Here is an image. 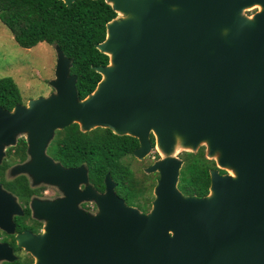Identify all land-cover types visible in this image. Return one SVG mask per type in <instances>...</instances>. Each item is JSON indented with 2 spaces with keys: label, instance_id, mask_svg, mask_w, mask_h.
<instances>
[{
  "label": "water",
  "instance_id": "95a60500",
  "mask_svg": "<svg viewBox=\"0 0 264 264\" xmlns=\"http://www.w3.org/2000/svg\"><path fill=\"white\" fill-rule=\"evenodd\" d=\"M105 1L117 17L98 46L110 61L96 68V90L79 99L72 60L56 46L54 92L0 107V162L17 136L29 141L30 161L11 174L63 188L87 184L83 200L99 206L96 215L79 211L80 193L70 188L67 199L44 204L45 233L26 249L36 264H264V0ZM250 7L260 11L244 16ZM73 124L138 139L139 160L155 137L165 157L146 169L160 175L148 214L116 194L110 174L97 194L86 166L65 169L48 157L54 133ZM201 145L218 170L207 197L185 196L184 161L173 155ZM18 210L0 187V227L10 234ZM11 256L0 245V260Z\"/></svg>",
  "mask_w": 264,
  "mask_h": 264
},
{
  "label": "trees",
  "instance_id": "16d2710c",
  "mask_svg": "<svg viewBox=\"0 0 264 264\" xmlns=\"http://www.w3.org/2000/svg\"><path fill=\"white\" fill-rule=\"evenodd\" d=\"M117 17L105 0H76L67 6L62 0H0V21L11 31L17 44L32 49L40 43L60 47L72 60L71 74L78 77L80 100L90 96L102 80L97 67L108 66L109 57L98 46L107 35V25ZM23 104L20 88L12 77L0 78V107L12 111ZM58 138L54 151L68 166L85 165L90 179L105 191L110 174L117 184L116 193L127 205L143 211L146 203L143 187L134 171L123 164L139 148L138 139L118 136L109 129L98 128L83 133L78 124L67 127ZM8 165L0 167V178ZM218 170L203 152L187 154L181 171L179 189L185 196L205 198L211 186V171ZM223 173V171H221ZM12 184L6 186L11 187Z\"/></svg>",
  "mask_w": 264,
  "mask_h": 264
},
{
  "label": "flooded vegetation",
  "instance_id": "af4514ba",
  "mask_svg": "<svg viewBox=\"0 0 264 264\" xmlns=\"http://www.w3.org/2000/svg\"><path fill=\"white\" fill-rule=\"evenodd\" d=\"M64 130H57L54 133V137L49 142L46 154L56 164H61L65 169H78L82 166H85H68L57 157L54 148L58 143V138L61 137V131H63L62 135H65ZM150 140L152 147L155 148V137L153 135L150 136ZM150 157L151 156H148L144 160L149 159ZM30 159L31 155L29 153L28 138L20 137L18 138L15 146L5 149L4 157L0 162V167L5 165L9 166L4 171V177L0 178V187L5 192H8L14 196L19 206L18 213L13 217L14 233L10 234L0 227V245H7L8 248H10L12 255L10 260H0V264H36V257L26 248L32 237H39L45 233L47 221L40 218L38 213L44 212V209H42L45 206L44 204L53 206L54 204L67 199L69 195H73L69 190L70 188L76 189L80 193L78 198L79 201L76 205L79 211H83L90 215H96L99 212V206L96 202L83 200L84 198L81 194L86 191L87 184H80L77 188H75L73 183L68 181L69 185L73 186L63 188L59 184H54L53 182L39 183L27 174H19L17 176H13L11 174V169L14 166L24 165L30 161ZM221 171L222 170H220L221 175L226 174L225 171H223V173ZM8 184H12L11 187L6 186ZM88 186L92 187L97 194H103L105 192L101 190L99 185L96 186L92 183L90 174ZM153 201L151 202L150 209L147 211H143L141 209L144 214H148L150 212ZM53 210L54 209L50 211L49 209V214L50 212L52 213Z\"/></svg>",
  "mask_w": 264,
  "mask_h": 264
},
{
  "label": "rangeland",
  "instance_id": "374dc122",
  "mask_svg": "<svg viewBox=\"0 0 264 264\" xmlns=\"http://www.w3.org/2000/svg\"><path fill=\"white\" fill-rule=\"evenodd\" d=\"M258 11H260L259 8L250 7L245 10L244 16L250 17ZM56 64L57 53L55 47L47 43H40L32 49H24L17 44L11 31L0 21V78L12 77L16 81L22 93L24 104L27 105L31 100L48 97L53 93L54 89L51 86V81L55 78ZM17 137L27 138V134H21ZM157 148L155 143V148H152L149 155L151 157L146 160H139L135 156H128L123 159V164L134 171L137 181L145 192L146 203H150V205L155 199L154 191L160 175L159 172L148 173L146 169L165 157L161 150L159 148L157 150ZM201 152H203L205 159L216 164L214 159L207 157L206 145H201L197 152L178 146L173 156L183 160L185 166L187 154L196 155ZM230 174L232 175V173ZM147 206L145 209H150ZM136 208L141 210L137 206Z\"/></svg>",
  "mask_w": 264,
  "mask_h": 264
},
{
  "label": "bare ground",
  "instance_id": "6f19581e",
  "mask_svg": "<svg viewBox=\"0 0 264 264\" xmlns=\"http://www.w3.org/2000/svg\"><path fill=\"white\" fill-rule=\"evenodd\" d=\"M256 7H259L260 9H262V7H261V6H258V5H257ZM261 11H262V10H261Z\"/></svg>",
  "mask_w": 264,
  "mask_h": 264
}]
</instances>
